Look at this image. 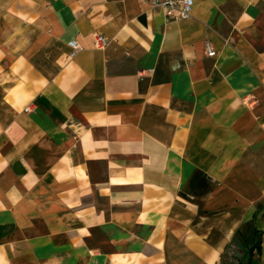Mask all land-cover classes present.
I'll return each instance as SVG.
<instances>
[{
  "label": "crops",
  "instance_id": "crops-1",
  "mask_svg": "<svg viewBox=\"0 0 264 264\" xmlns=\"http://www.w3.org/2000/svg\"><path fill=\"white\" fill-rule=\"evenodd\" d=\"M250 263L264 0H0V264Z\"/></svg>",
  "mask_w": 264,
  "mask_h": 264
},
{
  "label": "built area",
  "instance_id": "built-area-1",
  "mask_svg": "<svg viewBox=\"0 0 264 264\" xmlns=\"http://www.w3.org/2000/svg\"><path fill=\"white\" fill-rule=\"evenodd\" d=\"M143 2L149 4L152 7L162 8L165 12L167 19L181 21L189 18L192 7L193 0H142ZM95 47L97 49H104L109 40L103 36L95 32L93 34ZM69 45L73 49L72 55H74L79 50V44L76 40H72L69 42ZM206 54L209 57L215 56V51L211 47L209 43H206Z\"/></svg>",
  "mask_w": 264,
  "mask_h": 264
},
{
  "label": "water",
  "instance_id": "water-1",
  "mask_svg": "<svg viewBox=\"0 0 264 264\" xmlns=\"http://www.w3.org/2000/svg\"><path fill=\"white\" fill-rule=\"evenodd\" d=\"M236 246L239 248H242V246L237 242V240H235Z\"/></svg>",
  "mask_w": 264,
  "mask_h": 264
},
{
  "label": "trees",
  "instance_id": "trees-1",
  "mask_svg": "<svg viewBox=\"0 0 264 264\" xmlns=\"http://www.w3.org/2000/svg\"><path fill=\"white\" fill-rule=\"evenodd\" d=\"M250 264H254V263H250Z\"/></svg>",
  "mask_w": 264,
  "mask_h": 264
}]
</instances>
